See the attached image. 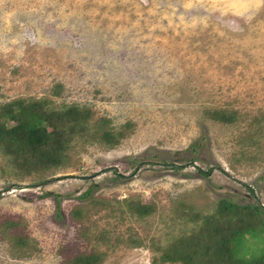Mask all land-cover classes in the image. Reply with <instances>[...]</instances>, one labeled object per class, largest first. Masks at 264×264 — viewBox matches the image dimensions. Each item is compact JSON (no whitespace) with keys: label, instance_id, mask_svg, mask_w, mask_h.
Returning <instances> with one entry per match:
<instances>
[{"label":"rangeland","instance_id":"rangeland-1","mask_svg":"<svg viewBox=\"0 0 264 264\" xmlns=\"http://www.w3.org/2000/svg\"><path fill=\"white\" fill-rule=\"evenodd\" d=\"M19 95L130 126L112 146L76 145L45 179L20 177L0 149V215L23 217L36 243L18 254L0 232V264L95 249L97 264H155L151 238L185 228L186 206L264 207V128L249 124L264 112V0H0V101ZM127 198L151 213L131 215Z\"/></svg>","mask_w":264,"mask_h":264},{"label":"trees","instance_id":"trees-1","mask_svg":"<svg viewBox=\"0 0 264 264\" xmlns=\"http://www.w3.org/2000/svg\"><path fill=\"white\" fill-rule=\"evenodd\" d=\"M54 86L62 84L56 82ZM237 113L226 108L209 110L213 118L224 122L236 119ZM249 124L264 128V112L253 114ZM128 126L130 122L113 126L109 116L97 114L90 105L54 103L49 96L19 95L0 101V149L9 156L11 168L20 177L36 175L45 179L47 172L74 159L76 145L92 140L112 146L126 134ZM198 170L209 174L211 167ZM126 202V211L139 218L152 211L150 203L133 198ZM119 212L123 215L125 210L120 208ZM184 213L185 228L166 241L151 238L149 246L157 251L151 258L153 263L264 264L262 205L221 198L212 210L189 205ZM23 223L20 215H0V232L18 254L36 247ZM103 254L95 249L69 258L71 264H97Z\"/></svg>","mask_w":264,"mask_h":264}]
</instances>
